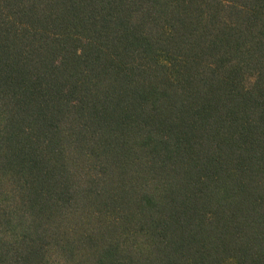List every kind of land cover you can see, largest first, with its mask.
<instances>
[{"label":"trees","instance_id":"1","mask_svg":"<svg viewBox=\"0 0 264 264\" xmlns=\"http://www.w3.org/2000/svg\"><path fill=\"white\" fill-rule=\"evenodd\" d=\"M0 264H264V0H0Z\"/></svg>","mask_w":264,"mask_h":264}]
</instances>
